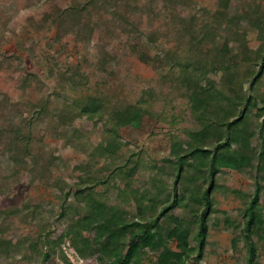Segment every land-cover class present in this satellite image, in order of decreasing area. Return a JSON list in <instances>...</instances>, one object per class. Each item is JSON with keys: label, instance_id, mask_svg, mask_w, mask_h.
Masks as SVG:
<instances>
[{"label": "rangeland", "instance_id": "obj_1", "mask_svg": "<svg viewBox=\"0 0 264 264\" xmlns=\"http://www.w3.org/2000/svg\"><path fill=\"white\" fill-rule=\"evenodd\" d=\"M87 1L0 0V129L13 114L28 118L33 113L31 151L37 162L26 167L6 159L2 154L6 138H0V224L22 241L11 256L0 252V264H45L44 252L49 250L42 243L38 249L30 243L39 242L41 234L57 239L69 224V216H58L61 195L55 181L78 182L77 168L89 162L98 181L124 164L134 166L133 186L148 190L150 197H154L156 189L152 186L157 180L160 206L150 215L158 213L175 192L171 160L174 163L180 153L188 150V143L194 141L193 132L204 122L193 110L182 83L183 65L193 60L212 65L217 54L215 46L228 40L233 50L224 63L232 66L242 92H248V76L258 69L242 59L235 39L237 28L228 23L227 17L233 12L242 15L240 30L247 31L248 46L255 49L261 43L259 32L249 26L245 14L253 15L258 10L264 14V0H234L227 16L219 15V0H97L99 5L80 13L76 25L67 18L58 38V25L48 15L71 4L83 6ZM190 26L188 31L194 38L186 31ZM142 54L153 61H143ZM191 69L194 71V67ZM74 72L79 73L76 82L71 80ZM207 74L222 83L226 73L210 69ZM256 85L264 92V74ZM89 95H102L110 110L137 106L142 110L141 125L126 127L115 135L104 121L96 124L79 117L73 121L77 132L71 136L61 124L59 113ZM215 105L203 114L207 120L213 118V112L220 119V108ZM42 107L44 112L38 114ZM262 121L255 112L250 114V131ZM253 140L261 148L260 133L256 132ZM107 142H116L120 148L114 154H100L99 146ZM256 158L246 168L218 170L203 264H250L251 246L243 231V220L249 219L247 209L256 192L260 202L257 211L264 213V172ZM187 174L178 183L181 194L186 186L194 187ZM96 191L112 214L123 212L138 217L136 203L124 202L113 183H97ZM12 209L15 212L8 213ZM176 214L192 221L191 249L197 253L199 223L185 208ZM161 225L168 226L169 222L162 219ZM252 241L256 248L254 264H264V228L254 226ZM170 245L177 249L174 241ZM54 247L46 264L107 261L97 263L96 255L82 258L70 240ZM156 255L148 251L146 264Z\"/></svg>", "mask_w": 264, "mask_h": 264}, {"label": "trees", "instance_id": "obj_2", "mask_svg": "<svg viewBox=\"0 0 264 264\" xmlns=\"http://www.w3.org/2000/svg\"><path fill=\"white\" fill-rule=\"evenodd\" d=\"M233 1L219 0V15L227 16ZM91 5L99 4L97 0H88L83 6L78 3L71 4L67 8L59 9L57 14L48 15V19L58 25V38L63 30L61 26L65 24L64 21L70 18L73 25H76L80 13ZM245 15L248 16L249 26L259 32L261 43L255 49H250L248 46L247 31L240 30L241 22L239 21L242 15L233 12L227 20L231 26L237 28L234 31L235 39L239 43L242 59L258 66V69L252 70L248 76L251 85L247 93L242 92V87L235 80L236 74L232 66L224 63L227 55L233 50L228 40L222 45L215 46L217 54L212 65L195 60L183 65L182 83L187 87V96L193 110L204 122L199 130L193 132L194 141L188 143V150L180 153L174 163L171 160L175 170L173 199H170L167 205H161L158 213L150 215V211L160 206L157 198L161 188L157 180L152 186L156 189L154 197H150L148 190L141 191L133 186L131 179L135 173L134 166L124 164L117 172L98 181V176L91 173V162L83 164L77 168L78 182L55 181V186L58 187L61 195L58 216L60 218L69 216V224L65 231L57 239L51 235L43 237L41 234L39 242L30 243L31 247L37 249L42 243L49 250L44 252L45 264L51 259L55 244L61 245L68 240L82 258L98 256L97 263L107 259L106 264H146L148 251H150L157 255L155 259L149 261V264H188L190 260L193 264H203V250L209 229L208 214L213 205L211 194L218 170L224 167L246 168L258 157L260 171L264 172V92L256 85L261 82L264 74V14L258 10L253 15ZM190 24L192 26L193 22L190 21ZM191 26L186 31L190 30ZM188 32L193 38L195 37L192 32ZM200 40L203 41V39ZM140 58L147 63L153 61L145 54H142ZM191 67H194V71ZM209 68L211 72L226 73L222 83H217L208 77ZM78 74L74 72L71 80L76 82ZM28 76H31L30 73ZM28 76L24 80L25 86L28 83ZM214 103L219 106L218 116L221 115V117L218 119L217 113L213 112V118L207 120V116L203 114L207 113L206 109ZM73 105V107H65L58 116L71 136L77 132L73 121L79 117L96 124L104 121L109 131L115 135H119L122 129L129 126L139 127L142 122L140 108L127 105L110 110L102 95H89ZM44 110L45 108H40L38 114H42ZM254 112L258 119L263 118V121L254 131H250L248 119ZM34 116L32 113V116L24 118L22 114H13L0 129V138H6L2 154L16 165L27 167L29 163H37L31 151ZM256 132L260 133L263 140L261 148L253 140ZM236 145L237 148L233 150L232 148ZM119 148L120 145L116 142H107L101 144L98 149L100 154L105 155L114 154ZM186 171L194 187L186 186L184 193L181 194L177 190L178 183ZM108 182L113 183L118 191L120 190V196L124 202L136 203L138 217L131 218L123 212H118L116 215L111 213L108 203L104 202L96 191L97 183L107 184ZM258 203H260L259 192H256L247 209L249 219L243 220L245 223L243 231L251 246L250 264H254L256 255V248L252 241L253 228L254 226L259 229L264 228V213L257 211ZM201 207L204 209L202 212L197 210ZM182 208H185L196 218V223H199L197 234L199 244L195 254L191 249L192 221L190 218H180L176 214ZM14 212L15 210L12 209L8 213ZM162 219L167 220L169 225H161ZM15 240L16 236L9 231V227L0 224V252L7 257L11 256L13 250L19 249L22 245V241ZM171 241L176 243L177 249L171 247Z\"/></svg>", "mask_w": 264, "mask_h": 264}]
</instances>
